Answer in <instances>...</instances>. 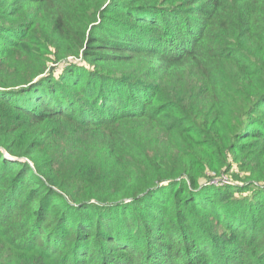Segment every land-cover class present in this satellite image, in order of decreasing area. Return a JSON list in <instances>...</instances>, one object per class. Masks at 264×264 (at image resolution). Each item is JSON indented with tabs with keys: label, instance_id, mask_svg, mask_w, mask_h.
Returning a JSON list of instances; mask_svg holds the SVG:
<instances>
[{
	"label": "trees",
	"instance_id": "16d2710c",
	"mask_svg": "<svg viewBox=\"0 0 264 264\" xmlns=\"http://www.w3.org/2000/svg\"><path fill=\"white\" fill-rule=\"evenodd\" d=\"M0 264H264V0H0Z\"/></svg>",
	"mask_w": 264,
	"mask_h": 264
},
{
	"label": "rangeland",
	"instance_id": "374dc122",
	"mask_svg": "<svg viewBox=\"0 0 264 264\" xmlns=\"http://www.w3.org/2000/svg\"><path fill=\"white\" fill-rule=\"evenodd\" d=\"M80 58L78 59H73V58H64L63 60L57 62V63H51L49 64V66H55L56 70L58 71L60 69V67H62L63 64H65L66 62H79ZM232 72H235V70L233 69ZM239 76H235V78L233 79V76L231 79H229L227 81L228 85H233L235 82V79H237ZM230 161V160H229ZM232 165V169H228V168H223L220 171H213L211 169L206 168L205 172L203 173V175L200 178V182L202 184H207V183H214V184H240L243 182L248 181L249 178L248 171H243L239 169V166L237 165V163L235 162H231L230 163ZM252 192V191H251ZM235 196H244L246 193H240V192H234Z\"/></svg>",
	"mask_w": 264,
	"mask_h": 264
}]
</instances>
